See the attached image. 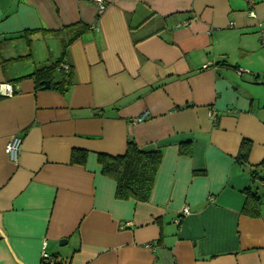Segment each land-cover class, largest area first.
Instances as JSON below:
<instances>
[{
    "label": "crops",
    "instance_id": "crops-1",
    "mask_svg": "<svg viewBox=\"0 0 264 264\" xmlns=\"http://www.w3.org/2000/svg\"><path fill=\"white\" fill-rule=\"evenodd\" d=\"M78 23L90 29L66 48L72 86L56 90L57 71L40 88L30 76ZM259 25L264 0H0V83L18 87L0 99V264H41L44 242L63 264H264ZM128 140L163 155L148 203L117 200L98 163ZM248 190L261 218L243 214Z\"/></svg>",
    "mask_w": 264,
    "mask_h": 264
},
{
    "label": "trees",
    "instance_id": "trees-1",
    "mask_svg": "<svg viewBox=\"0 0 264 264\" xmlns=\"http://www.w3.org/2000/svg\"><path fill=\"white\" fill-rule=\"evenodd\" d=\"M90 28L81 23L65 27L62 32L71 34L70 40L64 44L62 57L54 64L36 70L32 77L40 88L45 82H53V78L57 71L62 75L60 83H56L54 88L63 95L67 93L72 86V69L69 72L62 70L61 65L65 63L66 48L68 44L87 32ZM34 32H31L33 34ZM58 34V33H54ZM20 59V58H18ZM18 59H15L18 60ZM14 61V60H13ZM66 64V63H65ZM68 65V64H67ZM41 85V86H40ZM53 87V86H52ZM189 144H182L180 153L188 154ZM251 142L243 140L237 161L240 164H246L249 159L251 150ZM87 159L86 151H73L71 155L72 164L84 165ZM163 155L161 151L144 152L139 149L133 140H128L126 151L122 156H108L104 154L98 155V163L101 166L102 175L113 180L116 183V199L121 201L134 200L138 203H148L151 199L156 177L162 164ZM260 166L252 170L251 175L254 180H260L264 183V178L260 177L257 171ZM263 203L257 193L250 190L247 191V199L243 209V214L250 218L258 219L262 216ZM60 264H63L60 263ZM65 264V263H64Z\"/></svg>",
    "mask_w": 264,
    "mask_h": 264
},
{
    "label": "built area",
    "instance_id": "built-area-1",
    "mask_svg": "<svg viewBox=\"0 0 264 264\" xmlns=\"http://www.w3.org/2000/svg\"><path fill=\"white\" fill-rule=\"evenodd\" d=\"M247 2H251V0H245ZM106 7L104 4L100 3L99 4V15H102V13H104ZM249 16L252 18H255V14L251 11L249 12ZM259 28V37H260V43L261 46L264 49V27H261V25L258 26ZM95 30H97L95 28ZM62 70H64L65 72H69L70 71V67L67 64H62L61 65ZM205 69L208 68V66L204 67ZM243 73H245L244 70L239 69L237 71L238 75H242ZM18 93V87L15 84L12 83H0V99H8V98H12L14 97L16 94ZM264 111V110H263ZM211 117L213 119L216 118V113L215 112H211ZM21 146H22V138H20L19 136H15L13 137L9 143L6 146V153L9 157V159L13 162V163H17L18 159H19V154H20V150H21ZM190 211L188 208L183 210V214L187 215L189 214ZM63 261L61 259H59L58 257H54L51 256L50 254H48L46 252V242L43 243V249H42V254H41V264H60Z\"/></svg>",
    "mask_w": 264,
    "mask_h": 264
},
{
    "label": "rangeland",
    "instance_id": "rangeland-1",
    "mask_svg": "<svg viewBox=\"0 0 264 264\" xmlns=\"http://www.w3.org/2000/svg\"><path fill=\"white\" fill-rule=\"evenodd\" d=\"M248 72H249V71H248ZM259 175H260L261 178H264V171L262 170V171L260 172ZM258 181H259V182H258V187L261 188V185L259 184V183H261V182H260L259 179H258ZM261 193L264 194V188H261Z\"/></svg>",
    "mask_w": 264,
    "mask_h": 264
},
{
    "label": "water",
    "instance_id": "water-1",
    "mask_svg": "<svg viewBox=\"0 0 264 264\" xmlns=\"http://www.w3.org/2000/svg\"><path fill=\"white\" fill-rule=\"evenodd\" d=\"M43 85H44V87H45L46 89H50V82H45ZM65 242H66V241H62V242H61V245H64Z\"/></svg>",
    "mask_w": 264,
    "mask_h": 264
}]
</instances>
